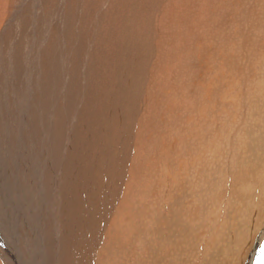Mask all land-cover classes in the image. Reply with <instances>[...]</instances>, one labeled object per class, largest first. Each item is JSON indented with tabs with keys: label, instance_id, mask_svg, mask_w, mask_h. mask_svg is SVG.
I'll use <instances>...</instances> for the list:
<instances>
[{
	"label": "bare ground",
	"instance_id": "1",
	"mask_svg": "<svg viewBox=\"0 0 264 264\" xmlns=\"http://www.w3.org/2000/svg\"><path fill=\"white\" fill-rule=\"evenodd\" d=\"M237 2L0 0L3 264L45 263L28 226L50 264L234 257L264 190V0Z\"/></svg>",
	"mask_w": 264,
	"mask_h": 264
},
{
	"label": "rangeland",
	"instance_id": "2",
	"mask_svg": "<svg viewBox=\"0 0 264 264\" xmlns=\"http://www.w3.org/2000/svg\"><path fill=\"white\" fill-rule=\"evenodd\" d=\"M237 1H239V0H220V2L221 3H219V7H220V5L222 6L221 7V11L222 10H225L224 8H223V5H224V3H225V6L228 4V5H231L232 7L233 6H235V7H233V9H235V8H238L237 6H239L238 4H239V2H237ZM216 2H219V0H216ZM241 7V6H240ZM223 8V9H222ZM205 14V15H204ZM203 15H198V16H203V17H205L206 19H203L202 21H201V24H202V28L203 27H206L207 25H208V20L212 17L210 14H206V13H204ZM197 15L195 14V18H190V19H192L191 21H190V19H188L187 21L185 20V22L184 23H186L184 26H183V33H182V35H183V37H187V35L188 36H192V39L189 41V43H184V44H182V45H180V48L182 49V52L184 53V54H187V53H189L190 51L192 52L193 51V44H194V40H196L197 38H199L200 36H199V34L197 35V37H195L196 36V31L197 32H199V33H201L202 35H204V36H207L208 35V32L207 31H205V30H200V29H198V28H200V26L198 27V18H197ZM210 15V16H209ZM217 17V16H216ZM197 18V19H196ZM214 19V20H213ZM213 19H210V21L211 22H216L217 20H218V18H213ZM207 20V21H206ZM206 21V22H205ZM196 24H195V23ZM205 22V23H204ZM192 23V24H191ZM194 24H195V26H194ZM204 24V25H203ZM196 25H197V27H196ZM187 27V29L188 30H186L185 28ZM197 28V29H196ZM192 30V31H191ZM189 31H191V32H189ZM195 31V32H194ZM203 31V32H202ZM186 33V34H185ZM194 38V39H193ZM188 44V45H187ZM192 44V45H191ZM191 45V46H190ZM183 47H185L184 49H183ZM190 48V49H189ZM190 50V51H189ZM202 74L201 73H198V76L200 77ZM34 84V83H33ZM28 87H30V88H32V83L30 82H28ZM194 87V86H193ZM193 88H191V89H189V92L191 93V94H193ZM25 97L27 98V95H25ZM29 123V122H28ZM25 135H24V143H25V145H27V146H25V147H27L28 149L29 148H35V145H37V143H36V140H35V136H34V132H33V127H30V124H27L26 125V130H25ZM31 136L34 138H32L31 139ZM26 138H28L29 140H26ZM34 140V141H33ZM33 142H35V143H33ZM30 143V144H29ZM29 144V145H28ZM35 144V145H34ZM32 145H33V147H32ZM257 192H258V190H256ZM260 195L261 196H263V198H262V200L260 199V207H259V211L257 210L256 211V215H257V218L254 220V223H253V228H246L245 230H244V233H242V238L240 239L241 241H240V244H239V247H238V251L236 252V254H234V257L233 258H224L223 259V264L225 263V264H251V260H252V255H253V253H254V248H255V246H261V248H260V251L258 252V254H257V256H256V258L254 259V261H253V264H264V190L262 191V193H260ZM256 196H258V194L256 195ZM38 201H41V200H39V198H38ZM258 201L256 200V203H257ZM40 204H41V206L43 205L41 202H40ZM47 205L45 204V205H43V210H45V214L46 215H48V211H46L47 210ZM49 217V218H48ZM48 219H50V216L48 215ZM112 224H111V228H113V230H115L116 232H117V235H118V239H119V241H122L123 240V238H124V235H123V231L119 228V226H118V224L116 223L117 221H115V220H112ZM50 227H51V225H50ZM115 227V228H114ZM245 227H247V225H245L243 228H245ZM111 228H110V230H109V234L111 233ZM31 230V231H30ZM34 234H33V233ZM24 233H25V235L26 236H28V237H30V238H32L33 239V244L31 243V246H30V249H31V252L33 251V249H34V252H35V254L39 257V255L42 257V259L44 260L43 262H45L44 264H50V259H46L43 255H42V253H41V251H42V249H40V240L42 239V235L41 234H37L36 233V231L34 230V228H32V226H28V228L26 227L25 228V230H24ZM32 233V234H31ZM51 236V235H50ZM123 242H125L124 240H123ZM149 243V242H148ZM257 244V245H256ZM35 246V247H34ZM125 246H126V248H127V250H129L130 251V247H131V245L129 244V242H127L126 244H125ZM36 247H37V249H36ZM241 248V249H240ZM39 251V252H38ZM46 252H47V250H46ZM102 254L104 255V256H106L107 257V252H106V250L105 249H103L102 251ZM135 254H136V251H135ZM238 254V255H237ZM44 257V258H43ZM47 258H49L48 257V254H47ZM227 260V261H226ZM110 263L112 264V262H111V260H110ZM0 264H3L1 261H0Z\"/></svg>",
	"mask_w": 264,
	"mask_h": 264
}]
</instances>
